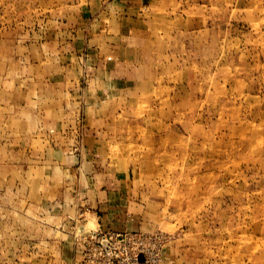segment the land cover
<instances>
[{
  "label": "rangeland",
  "instance_id": "rangeland-1",
  "mask_svg": "<svg viewBox=\"0 0 264 264\" xmlns=\"http://www.w3.org/2000/svg\"><path fill=\"white\" fill-rule=\"evenodd\" d=\"M0 264H264V0H0Z\"/></svg>",
  "mask_w": 264,
  "mask_h": 264
},
{
  "label": "crops",
  "instance_id": "crops-1",
  "mask_svg": "<svg viewBox=\"0 0 264 264\" xmlns=\"http://www.w3.org/2000/svg\"><path fill=\"white\" fill-rule=\"evenodd\" d=\"M61 216V219H71V217L73 216H77L78 214H60ZM95 215V217L98 219H101V223H104V220L106 223H108V219H109V216L108 214H86V217H91V218H94L93 216ZM104 218V219H103ZM103 219V220H102ZM105 224V223H104ZM100 226V224H98ZM102 226V224H101Z\"/></svg>",
  "mask_w": 264,
  "mask_h": 264
},
{
  "label": "bare ground",
  "instance_id": "bare-ground-1",
  "mask_svg": "<svg viewBox=\"0 0 264 264\" xmlns=\"http://www.w3.org/2000/svg\"><path fill=\"white\" fill-rule=\"evenodd\" d=\"M124 146H125V145H124ZM125 147H126V146H125ZM125 147H124V148H125ZM115 148H116V146H115ZM125 149H126V148H125ZM122 150H123V149H122ZM113 151H114V150H113ZM116 151H117V150H116ZM126 151H127V150H126ZM121 152H122V151H121ZM117 154H118V153H117ZM117 154H116V155H117ZM122 154H123V153H122ZM122 154H121V155H122ZM124 154H125V153H124ZM120 157H121V156H120ZM116 158H117V157H116ZM201 226H202V225H201Z\"/></svg>",
  "mask_w": 264,
  "mask_h": 264
}]
</instances>
